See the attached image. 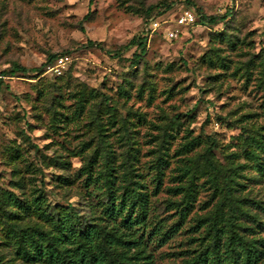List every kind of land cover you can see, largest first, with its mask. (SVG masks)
<instances>
[{"label":"rangeland","instance_id":"rangeland-1","mask_svg":"<svg viewBox=\"0 0 264 264\" xmlns=\"http://www.w3.org/2000/svg\"><path fill=\"white\" fill-rule=\"evenodd\" d=\"M0 76V264H64L103 226L138 264H264V0H0Z\"/></svg>","mask_w":264,"mask_h":264},{"label":"trees","instance_id":"trees-1","mask_svg":"<svg viewBox=\"0 0 264 264\" xmlns=\"http://www.w3.org/2000/svg\"><path fill=\"white\" fill-rule=\"evenodd\" d=\"M92 2L93 0H90V5L92 4ZM170 8L171 5L167 3L163 5L158 4V5L149 6L145 11L146 22H149L150 24L151 22L157 20L158 18L162 17L163 14L167 12V10H169ZM187 10H192V9H187ZM192 11L195 13L197 20L195 24L190 27H194L198 25L200 22L196 12L194 10ZM230 16H231V12L228 11L224 15H214L209 17V21L212 24H215L217 23L218 20H227ZM146 46H147V37H140V36L133 38L128 45L113 51L106 50L102 44L93 41L87 42L88 48H98L104 50L113 59L121 58L123 51L130 50L133 47H137L143 54L146 52ZM58 58H59L58 55L50 54L48 55L46 62L40 68L28 69L26 67L16 65L10 70L4 71L3 74L4 76L13 77L19 73L27 74L29 72H34V73L39 72L45 67L53 66L57 62ZM2 82L3 81L0 80V88L2 86ZM212 149H213V145L209 146L206 149V151L201 155V157L204 160V163L207 166V168H209L210 170L216 173L222 174L225 182L224 187L227 188L228 183L230 182L229 175H227L225 171L219 169L216 166V163L210 156L212 153ZM229 190L230 188L226 189L227 197L231 195V192ZM131 195L133 198L137 199L138 191L136 189H132ZM121 210H123V208H121ZM75 216L77 217L78 215L75 214ZM213 230L215 235H218L219 230L217 223L216 225L213 226ZM113 234L116 235L118 234V232L116 230L110 231L104 226L101 227L99 230L90 229V231L86 234V236H84V238H81L77 242L71 243L72 246H76L77 255L73 258V260L68 262L65 261L64 264H138L141 260L139 257L140 253L136 252L138 246H140L138 244V241L125 240L121 245L118 241L112 238ZM121 246L125 248L124 251H120ZM229 249L231 253H234L235 247L232 239L229 242ZM130 252H134L135 257L130 256L129 255ZM62 256L63 254H60V258ZM235 259H236L235 257H231V262L234 263Z\"/></svg>","mask_w":264,"mask_h":264},{"label":"built area","instance_id":"built-area-1","mask_svg":"<svg viewBox=\"0 0 264 264\" xmlns=\"http://www.w3.org/2000/svg\"><path fill=\"white\" fill-rule=\"evenodd\" d=\"M196 15L192 10H185L180 15H178L177 19L175 20V27L172 29L166 30L165 35L171 39L175 40L180 35V28L181 27H190L195 24L196 22ZM168 22L164 21V24H167ZM150 31L152 33L158 32L162 33L163 31V24L159 22V20H155L149 24ZM163 34V33H162ZM68 58H59L57 62L51 66L50 68L55 71H59L60 68L64 67L66 65ZM3 77L0 76V80H2Z\"/></svg>","mask_w":264,"mask_h":264}]
</instances>
